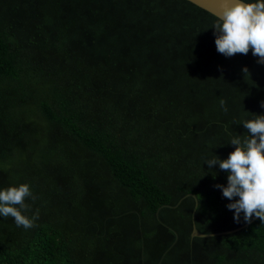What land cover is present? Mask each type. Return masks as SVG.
Here are the masks:
<instances>
[{"label": "trees", "instance_id": "16d2710c", "mask_svg": "<svg viewBox=\"0 0 264 264\" xmlns=\"http://www.w3.org/2000/svg\"><path fill=\"white\" fill-rule=\"evenodd\" d=\"M215 20L189 0H0V189L29 184L39 214L0 216V264H264V223L234 221L229 173L204 163L264 114V64L218 53Z\"/></svg>", "mask_w": 264, "mask_h": 264}, {"label": "clouds", "instance_id": "9594fccd", "mask_svg": "<svg viewBox=\"0 0 264 264\" xmlns=\"http://www.w3.org/2000/svg\"><path fill=\"white\" fill-rule=\"evenodd\" d=\"M212 28L218 53L231 57L247 55L251 50L258 58L257 62L264 64V0H220V11ZM242 71L247 73L248 70ZM219 103L226 112V102L221 99ZM241 124L248 130V135L243 138L236 135L230 140L235 148L227 159L221 160L214 155L204 163L209 168L218 165L229 173L227 185L215 187L221 189L223 197L233 201L226 207L234 210V221L239 222L243 213L245 222L257 217L264 223V114L255 115L254 119L244 120ZM29 198L35 199L27 183L0 189V216L13 218L17 227H34L39 214L38 210L31 217L25 214L30 210V205L25 203ZM199 200L200 197L198 208Z\"/></svg>", "mask_w": 264, "mask_h": 264}, {"label": "water", "instance_id": "95a60500", "mask_svg": "<svg viewBox=\"0 0 264 264\" xmlns=\"http://www.w3.org/2000/svg\"><path fill=\"white\" fill-rule=\"evenodd\" d=\"M189 1L194 3L195 5H197L199 7L207 10L208 12L212 13L215 16L220 11V0H189ZM246 223H244V224H246ZM240 226H242V225H240ZM240 226L232 228V229L224 230L222 232H230V231H233V230L239 228ZM210 234H213V232L202 233V232L198 231L195 228L194 224L192 223L190 235L206 236V235H210Z\"/></svg>", "mask_w": 264, "mask_h": 264}]
</instances>
